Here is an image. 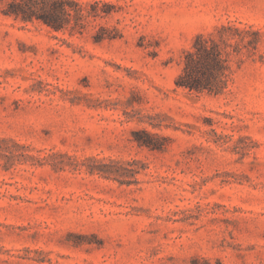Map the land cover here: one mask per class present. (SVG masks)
<instances>
[{"label": "rangeland", "instance_id": "obj_1", "mask_svg": "<svg viewBox=\"0 0 264 264\" xmlns=\"http://www.w3.org/2000/svg\"><path fill=\"white\" fill-rule=\"evenodd\" d=\"M10 1L0 264H264V0H75L97 15L60 31ZM227 23L259 32L228 91L177 88Z\"/></svg>", "mask_w": 264, "mask_h": 264}, {"label": "trees", "instance_id": "obj_2", "mask_svg": "<svg viewBox=\"0 0 264 264\" xmlns=\"http://www.w3.org/2000/svg\"><path fill=\"white\" fill-rule=\"evenodd\" d=\"M71 10L78 21L97 15V12L84 14L83 6L75 0H11L2 12L25 22L40 19L51 29L60 31L69 24ZM258 37L259 32L251 27L240 28L231 23L217 26L211 33L196 35L190 48L183 52L175 86L191 93L223 95L233 81V63H241L244 55L249 57L256 51ZM101 40L98 36L95 39ZM138 144L154 148L148 134Z\"/></svg>", "mask_w": 264, "mask_h": 264}]
</instances>
